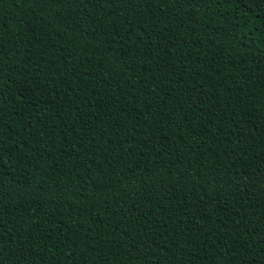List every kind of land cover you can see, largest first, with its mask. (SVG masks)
<instances>
[{"label": "trees", "instance_id": "obj_1", "mask_svg": "<svg viewBox=\"0 0 264 264\" xmlns=\"http://www.w3.org/2000/svg\"><path fill=\"white\" fill-rule=\"evenodd\" d=\"M0 0V264H264V0Z\"/></svg>", "mask_w": 264, "mask_h": 264}, {"label": "snow or ice", "instance_id": "obj_2", "mask_svg": "<svg viewBox=\"0 0 264 264\" xmlns=\"http://www.w3.org/2000/svg\"><path fill=\"white\" fill-rule=\"evenodd\" d=\"M57 3H60L61 0H56ZM104 0H96V3L93 4V6H97V3H103ZM185 2H194V0H185Z\"/></svg>", "mask_w": 264, "mask_h": 264}]
</instances>
